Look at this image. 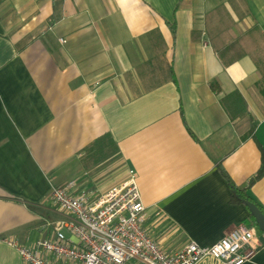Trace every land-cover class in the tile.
Returning <instances> with one entry per match:
<instances>
[{"label": "crops", "instance_id": "obj_1", "mask_svg": "<svg viewBox=\"0 0 264 264\" xmlns=\"http://www.w3.org/2000/svg\"><path fill=\"white\" fill-rule=\"evenodd\" d=\"M262 155L264 0H0V264L52 239L54 189L96 200L129 171L162 250L244 226L264 264L228 185ZM247 195L264 213V175Z\"/></svg>", "mask_w": 264, "mask_h": 264}, {"label": "built area", "instance_id": "obj_2", "mask_svg": "<svg viewBox=\"0 0 264 264\" xmlns=\"http://www.w3.org/2000/svg\"><path fill=\"white\" fill-rule=\"evenodd\" d=\"M50 201L61 219L49 224L52 239L17 249L22 264H245L257 250L253 232L237 226L210 247L188 243L165 252L145 230L151 212L132 171L96 200L68 183L54 189Z\"/></svg>", "mask_w": 264, "mask_h": 264}, {"label": "trees", "instance_id": "obj_3", "mask_svg": "<svg viewBox=\"0 0 264 264\" xmlns=\"http://www.w3.org/2000/svg\"><path fill=\"white\" fill-rule=\"evenodd\" d=\"M171 31L172 33H174V27L171 26ZM213 90H215L214 87H212ZM104 141H111L110 138L108 136L100 139L99 141L95 142L93 144V148L94 147H98L99 145H102ZM261 153L263 154L262 150H261ZM97 155L99 154H91V160L92 162H95L97 163L99 161V158L97 157ZM264 175V158H263V155H262V159H261V168L259 170V172L256 174V176L251 179L248 183V185L244 188H237L235 187L234 185H232L228 179V185H229V189L231 190V199H230V203L232 205H243L244 207L247 208V206L249 205H253L257 211L259 213H261L263 216H264V213L262 212V210L252 201V199L247 195V192L249 191V189L251 188V186L258 180H260ZM249 219L253 222L254 225L255 224V221L253 219V217L250 215L249 216Z\"/></svg>", "mask_w": 264, "mask_h": 264}, {"label": "water", "instance_id": "obj_4", "mask_svg": "<svg viewBox=\"0 0 264 264\" xmlns=\"http://www.w3.org/2000/svg\"><path fill=\"white\" fill-rule=\"evenodd\" d=\"M247 208L255 221L257 230L264 235V216H262L253 205H249Z\"/></svg>", "mask_w": 264, "mask_h": 264}, {"label": "rangeland", "instance_id": "obj_5", "mask_svg": "<svg viewBox=\"0 0 264 264\" xmlns=\"http://www.w3.org/2000/svg\"><path fill=\"white\" fill-rule=\"evenodd\" d=\"M115 159H108V160H105L102 162L100 168L98 169L99 171L101 170H105V169H109L110 165L112 164V162L114 161ZM76 175V174H73V176ZM70 179H72L71 177H69L68 179H66V181H69Z\"/></svg>", "mask_w": 264, "mask_h": 264}]
</instances>
